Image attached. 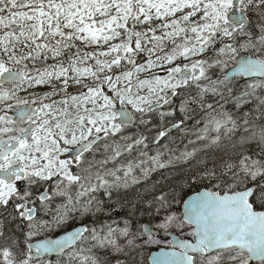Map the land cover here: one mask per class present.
<instances>
[{
	"label": "snow or ice",
	"instance_id": "1",
	"mask_svg": "<svg viewBox=\"0 0 264 264\" xmlns=\"http://www.w3.org/2000/svg\"><path fill=\"white\" fill-rule=\"evenodd\" d=\"M0 264H264V0H0Z\"/></svg>",
	"mask_w": 264,
	"mask_h": 264
}]
</instances>
